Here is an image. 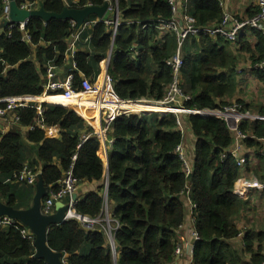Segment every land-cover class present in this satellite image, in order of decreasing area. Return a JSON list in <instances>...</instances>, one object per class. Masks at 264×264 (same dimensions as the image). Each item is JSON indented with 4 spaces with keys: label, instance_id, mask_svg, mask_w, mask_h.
<instances>
[{
    "label": "trees",
    "instance_id": "1",
    "mask_svg": "<svg viewBox=\"0 0 264 264\" xmlns=\"http://www.w3.org/2000/svg\"><path fill=\"white\" fill-rule=\"evenodd\" d=\"M26 1L40 2L16 0L18 6ZM65 1L77 8L102 6L106 2L44 0L43 3L46 10L61 13ZM190 6L189 14L195 18L196 26L211 25L223 17L217 0H190ZM118 9L120 24L115 35L112 25L102 21L82 34L74 59L76 69L70 70L72 64L68 68L74 74V84L79 88L83 76L93 80L112 51L108 74L120 98L162 99L172 74L166 60L176 51L177 43L175 36L160 35L162 31L154 25L172 17L169 0H118ZM2 10L0 0V14ZM96 19V16L88 18ZM145 23L153 25L142 29ZM26 30L31 34L30 44L23 41L24 34L18 26L12 30V36L8 37L6 31L0 35V98L42 96L47 68L65 64L68 39L76 28L70 21L45 22L33 17ZM258 37L262 60L264 36L260 33ZM189 39L197 40V51L184 55L182 89L190 97L185 106L195 111L224 110V104L216 100L231 96L236 89L232 74L234 57L209 35L198 34ZM41 43L45 46H40ZM31 45L36 46L34 60ZM225 67L230 69L228 76L218 72ZM258 72L264 81V71ZM42 100L53 102L52 97ZM38 106L39 100L35 99L30 106L17 110L20 119L7 131L3 133L0 128V201L18 209L32 205L35 185L5 182L28 164L37 173L42 169L48 191L56 190L70 169L79 183L100 181L98 192L77 199L75 210L80 215L99 218L104 214L106 181L108 201L117 206L112 214L116 221L113 225L118 226L113 229L116 257L101 225L88 228L70 219L49 227L47 243L52 250L62 253L65 264H172L178 230L185 220L181 194L188 185L196 204L195 231L199 235L193 264H237L228 241L238 234L234 218L243 203L234 192L240 169L233 158H222V152L232 142L225 121L213 115L189 116L197 142L196 158L187 174L176 152L183 135L177 130L173 115L120 116L108 132L113 140L109 144L94 133L95 120L88 125L74 110L48 103L41 104L43 113L39 115ZM124 109L139 110L136 105ZM54 125L61 129L59 138L46 134ZM241 129L256 137L264 136V121L245 122ZM248 144L257 145L251 139ZM23 229L26 228L19 224L0 227V264H47L44 259L34 257V240L23 238Z\"/></svg>",
    "mask_w": 264,
    "mask_h": 264
},
{
    "label": "built area",
    "instance_id": "2",
    "mask_svg": "<svg viewBox=\"0 0 264 264\" xmlns=\"http://www.w3.org/2000/svg\"><path fill=\"white\" fill-rule=\"evenodd\" d=\"M44 1V0H36ZM107 1V0H106ZM117 1V0H116ZM221 3V0H217ZM77 3V0L74 1ZM109 11L113 13L114 11L118 12V9H115V6L112 5L110 0ZM169 3L172 8V17L170 19L161 20L157 22L154 26L159 30L164 32H170L176 35L177 38V48L174 54L166 60V65L171 69V81L166 87V94L162 99L152 100L147 98H142L139 100H130L120 98L113 87V80L108 75V72L105 71L101 81H93L87 77L81 79L79 88L74 84V74L68 73L65 77L58 79L56 77L57 73L55 67L50 65L47 68L46 83L43 85L44 92L43 95L52 94L55 103H60L69 107L74 111L85 110L89 113H93L92 116L98 125V128L95 129V134H97L101 139L105 140L107 132L110 130V127L114 120L123 115H135L142 117L148 114H158L159 116H166L169 113H172L178 125L182 123L183 115L190 112V110L184 107V103L190 99L188 95L183 92L182 89V68L184 65L183 57V45L185 40L192 35L205 34L213 37L223 38L229 42H237L240 34L246 28H251L259 30L264 35V0H257L258 12L252 17L240 20L235 18L230 14L223 15L222 19L214 24L207 26H196V20L190 14L186 13L183 16H179L177 12L179 11L177 0H169ZM35 5V2L26 1L21 6V9L32 10ZM65 5L72 7V5L65 1ZM221 5V4H220ZM108 11V12H109ZM10 13L11 5L10 0H3V14L10 22ZM183 20V21H182ZM99 21H102L106 24L114 26V35L117 33L119 21L118 19L114 20L113 17H108L104 19L96 20H86L81 28V30L92 27ZM182 21V22H181ZM29 19L20 23L11 22L7 28V36H12V30L18 26L19 29L23 32V41L30 44L31 34L26 30ZM72 27L76 28L77 24L75 21L70 20ZM153 24L145 23L142 26V29L147 28ZM81 30L76 29V31L71 35L73 42H69L68 53L74 58L76 54L75 43L79 39V32ZM70 38V40H71ZM76 65V64H75ZM255 68L264 71V58L255 64ZM103 80V81H102ZM41 98V96H40ZM40 98L33 95H20V96H9L0 98V120L3 122L2 132L7 131L13 124H15L19 119L17 110L23 107L30 106V104L35 100H39V106L37 107L39 115L43 113ZM140 105L147 109H142L139 111H133L130 109L120 108L123 105L133 106ZM153 108H160L161 111H155ZM217 113L220 117L225 118L229 121L231 129L235 133V139L241 141L252 138L251 134H248L242 131L239 126L242 121L255 119L254 113L249 111H243L242 107L237 104L235 106H229L224 110H218ZM200 114L204 111H195V113ZM40 122H43L40 120ZM31 127L30 129H33ZM50 132L52 129H49ZM89 135L85 137L87 140ZM112 143V140L109 141ZM240 146L233 145L222 153V158L225 159L228 156H233L238 165L244 163V159L239 157L238 151ZM176 152L182 160L185 171L187 174L191 172V165L187 160L185 149L183 146L179 145L176 148ZM38 178V173L32 168L25 164L23 168L13 174L5 182L12 184L20 185H34ZM78 179L75 177L73 170L70 169L66 172L64 178L59 182V187L56 190L48 191L47 198L42 203L43 211L46 214H51L53 207L56 202L64 201L68 205V212L66 214V219H76L80 221L84 226L88 228L94 227L96 224H100V218H90L89 216L80 215L75 210V201L73 199L74 194L76 193L78 187ZM252 187L264 191V183L254 182L251 184ZM189 197L188 192L184 191L181 194L183 201ZM105 210L108 215L109 205L107 199V193H105ZM190 199V198H189ZM107 223V232L111 238L112 246L114 247L113 240V227L111 226V221L109 217L103 220ZM19 224L20 226L25 227L26 229L22 230V236L25 239L34 240L35 236L29 227L23 225L21 222L12 219L10 217H0V227L5 228L12 225ZM88 224V226H87ZM118 227V226H116ZM192 242L193 245L189 247L188 260L191 262L194 258V249L195 244L199 240L198 233L194 230L192 232ZM175 258H180L184 256V246L181 243H178L175 251ZM264 264V261L263 263Z\"/></svg>",
    "mask_w": 264,
    "mask_h": 264
},
{
    "label": "crops",
    "instance_id": "3",
    "mask_svg": "<svg viewBox=\"0 0 264 264\" xmlns=\"http://www.w3.org/2000/svg\"><path fill=\"white\" fill-rule=\"evenodd\" d=\"M111 2H112V5L115 6V9H118V0L117 1L111 0ZM177 3H178L179 11L177 12L176 16L177 15L183 16L185 12L189 14V9L191 10L190 0H177ZM220 4L222 8V15L230 14L240 20H244L246 18L252 17L258 12L257 0H221ZM34 6H36L35 8H37L39 4L35 3ZM108 17H113L114 20L118 19L119 24H120L119 9H118V12L114 11L113 13H111L109 11L106 14L105 18H108ZM7 20L8 19L4 16L3 10H2V13L0 14V35H2L6 31V28L8 26ZM92 27H89V29ZM112 30L114 31V26H112ZM84 32H86V29L81 30L79 32L80 37L78 41L75 43L76 52L78 51V45L80 44L81 36ZM166 33H169L172 36H175L176 38V35L170 32L162 31L160 35H164ZM260 33L262 34V32L259 30L246 28L240 34L237 42H229L225 39H223L224 40L223 41V40H219L220 39L219 37L211 36L214 42H219V45L225 46L227 51L230 53V55L234 57V65L232 67L233 69L232 74L236 81V89L234 93L231 96H224L222 98H218L216 102H218L221 105L224 104L223 106L224 109L229 106H235L237 104H242L246 108L249 109V110L242 109L243 111H249V112L251 111L255 115V119L242 121L239 126L240 129H241V125L244 124L245 122H251V121L256 122L259 120L264 121V114H261V109H263L264 107V81L260 78L261 72H258L259 69L255 68V64L259 62L258 60H261L259 59L260 51L258 49L259 43H260L258 34ZM192 36L198 37V35H192ZM190 37L191 36H189L185 40L186 43L183 49V57L186 54L194 55L195 52L197 51V45H196L197 40L195 39L191 40L189 39ZM70 38L68 39V47H69V42H73V38H71V40ZM88 40L87 38L85 39L86 42H88ZM176 43H177V38H176ZM40 46H45V44L41 43ZM31 48H33L34 50V54L32 56V60H34L36 46L31 45ZM111 54H112V51L109 54L105 67L101 69V72L93 79V81L95 80L101 81L104 72L105 71L108 72ZM74 59L75 57L73 58L71 54L67 52L65 64L63 66L56 67L52 65L55 67V71L57 73L56 77L58 79L65 77L69 73L68 68L71 67V64H72V68L70 70L76 69V65H75L76 63ZM259 71H262V70H259ZM218 72L226 76L231 74L230 69L226 67L219 68ZM183 82H184V78L182 75V85H183ZM45 83H46V77H45ZM45 97L53 98L52 94L41 96V98L43 99ZM40 102L48 103L53 106L69 108L66 105L55 103L54 98H53V102L42 100V99H40ZM184 107L188 109L185 106V103H184ZM218 110L219 109H205V110H202L204 112L200 113V115L204 117L213 115L225 121L230 130L231 138H232V142L230 146H228L225 150L232 147L233 145L240 146L238 155L239 157L244 159V163L240 166L238 165L237 160L233 156L227 157V158L229 157L233 158L237 166L240 169L239 177L234 186V192L240 197L243 203L240 213L234 218V225L238 230V234L236 237L230 239L228 241V244L234 254V257L238 260L237 264H262L264 261V191L252 187L251 184L254 182L264 183V136L256 137L253 133H248L253 136L252 138H250L251 141H255L257 145H249L248 142L250 139H247L244 141H241L237 138L235 139V136H234L235 133L231 129V125L229 121L223 117H220L217 114L219 112ZM81 111H78V112L75 111V112L80 117H82L87 122L88 125H92V120H94V117L83 114ZM84 112L89 113L88 111H85V110ZM191 114H198V112L195 113V110H190L189 113L184 114L182 123L178 125L177 130L180 131L181 134L183 135V142L181 146L184 147L186 156L188 157V159L190 160L193 166V162L196 158L197 139L191 127L190 120H189V116ZM168 115H173V114L169 113L167 114V116ZM2 126H3V122L0 120L1 129H2ZM94 128L95 129L98 128L96 120L94 123ZM49 129H52L51 132ZM26 130L27 129H24V131ZM108 132L106 134L105 139H107L109 143V141H111L112 138L109 136ZM60 133H61V129L58 125L49 127L46 131L47 136L55 137V138H59ZM38 175H39V172H38ZM37 183L38 181H36V183L34 184L35 189H36ZM100 186H101L100 181H81L78 184L75 194H77V198L84 197L89 193L98 192L100 190ZM106 190H107V181H106V186L103 189L104 194L106 193ZM185 191L188 192L189 194V197H186L184 201L182 199L184 203V208H185V220L182 226L178 230V243H181L184 246V256L180 258H175L172 264H193V260H194L193 258V260L190 262L188 260V254H189V247L193 245V242L191 239H192V232L195 230L196 204L193 202L191 198L190 185L186 187ZM108 205H109L108 215L106 214V210L104 209V214L99 217L101 220V223L99 225H101L104 228L105 233L108 238V242L111 246L112 244L111 238L109 237V234L106 230L108 225L105 221L103 222V220L109 217V220H112L111 226L116 229L117 224L116 226L113 225L116 221L114 220V217L112 216V214H113V211L117 209V206L113 202L109 203V201H108ZM55 206L53 207L51 214L55 213L56 211ZM42 211H43V208H42ZM43 213L46 214L44 211ZM96 226L97 224L94 227ZM111 248H112V252L114 256L116 257L117 254L115 250V243H114V247L111 246Z\"/></svg>",
    "mask_w": 264,
    "mask_h": 264
},
{
    "label": "water",
    "instance_id": "4",
    "mask_svg": "<svg viewBox=\"0 0 264 264\" xmlns=\"http://www.w3.org/2000/svg\"><path fill=\"white\" fill-rule=\"evenodd\" d=\"M11 13L9 22L20 23L27 19L38 17L45 22L51 20H66L75 21L77 31L81 29L84 22L91 16H96L98 19H104L110 8V0H107L102 6L89 5L84 8L70 7L66 5L61 13L50 12L46 10L43 1L39 2L37 8L32 10L21 9L16 0H10ZM48 189L46 188L43 177L42 169L39 170L38 183L36 185V193L33 198V203L29 208H15L0 201V217H10L21 222L23 225L30 228L35 235L34 257L44 259L47 264H65L62 253L52 250L47 243V233L49 227L52 225L62 224L66 219L68 212V205L63 201H59L55 206V213L44 214L42 211V203L44 197L47 195ZM73 199L76 201L77 194H74ZM88 226V224H87Z\"/></svg>",
    "mask_w": 264,
    "mask_h": 264
},
{
    "label": "bare ground",
    "instance_id": "5",
    "mask_svg": "<svg viewBox=\"0 0 264 264\" xmlns=\"http://www.w3.org/2000/svg\"><path fill=\"white\" fill-rule=\"evenodd\" d=\"M42 99V98H41ZM138 108H139V110H142L143 108V106H140V105H137V104H135ZM128 106L127 105H123V106H121L120 108H122V109H124V108H127ZM138 110V111H139ZM153 110H155V111H159L160 110V108H153Z\"/></svg>",
    "mask_w": 264,
    "mask_h": 264
},
{
    "label": "rangeland",
    "instance_id": "6",
    "mask_svg": "<svg viewBox=\"0 0 264 264\" xmlns=\"http://www.w3.org/2000/svg\"><path fill=\"white\" fill-rule=\"evenodd\" d=\"M73 1H75V0H73ZM34 7H36V6H34ZM82 28V27H81ZM86 29V31L87 30H89V27L88 28H85ZM85 29H83V30H85ZM91 29V28H90ZM185 43L186 42H184V45H185ZM184 45H183V49H184ZM187 160H188V162H189V164L192 166V164H191V162H190V160L188 159V157H187ZM97 225H99V224H97ZM111 246H112V244H111Z\"/></svg>",
    "mask_w": 264,
    "mask_h": 264
}]
</instances>
